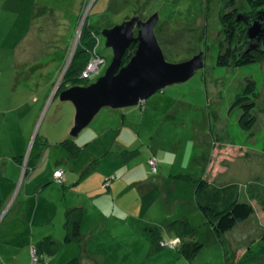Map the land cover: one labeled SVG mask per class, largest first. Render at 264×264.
<instances>
[{
  "label": "rangeland",
  "instance_id": "rangeland-1",
  "mask_svg": "<svg viewBox=\"0 0 264 264\" xmlns=\"http://www.w3.org/2000/svg\"><path fill=\"white\" fill-rule=\"evenodd\" d=\"M228 1L0 0V165L9 171L0 177V198L17 176L14 160L23 159L13 194L6 204L0 200V264H69L76 257L86 264H264L250 259L261 247L264 253V60L217 66L224 39L219 13ZM236 3L251 13L248 0ZM155 13L167 60L203 52L204 66L143 104L103 108L73 137L76 109L59 94L106 72L113 51L101 30ZM87 29L96 37L91 54L83 43ZM137 46L128 48L123 64ZM76 57L84 67L74 83ZM246 78L258 94L249 130L240 125L241 109L230 111ZM69 138L80 146L75 153L63 143ZM56 167L65 171L63 185L52 182ZM203 178L238 185L236 200L254 209L221 239L195 203ZM23 199L32 206L29 227L12 221ZM77 206L83 240L68 243L62 211ZM183 221L195 235L188 241L203 244L192 260L177 249ZM156 228L166 243L151 254ZM48 239L54 253L43 247Z\"/></svg>",
  "mask_w": 264,
  "mask_h": 264
},
{
  "label": "water",
  "instance_id": "water-1",
  "mask_svg": "<svg viewBox=\"0 0 264 264\" xmlns=\"http://www.w3.org/2000/svg\"><path fill=\"white\" fill-rule=\"evenodd\" d=\"M239 19L247 24L243 51L264 52V9L253 16L240 15ZM158 21V13L147 20L136 15L101 30L105 46L113 51L106 72L89 85H73L59 94L62 101L71 102L76 109L73 137L89 126L103 108L138 106L167 86L189 80L204 66L203 52L186 61H168L155 32ZM135 43V54L123 64L126 51Z\"/></svg>",
  "mask_w": 264,
  "mask_h": 264
},
{
  "label": "trees",
  "instance_id": "trees-1",
  "mask_svg": "<svg viewBox=\"0 0 264 264\" xmlns=\"http://www.w3.org/2000/svg\"><path fill=\"white\" fill-rule=\"evenodd\" d=\"M250 14L240 12L236 0H229L219 13V19L223 28L224 39L220 42V49L216 59V64L219 67H242L254 64L264 60V52L250 50L243 51L246 34L247 24L244 20L239 19V16H253L257 12L264 9V0H248ZM94 37L90 30L84 32L83 43L86 44L91 54L94 47ZM87 49V48H86ZM81 52V50H80ZM239 53H241L239 55ZM90 57L88 58V60ZM124 60V59H123ZM80 61V62H79ZM127 63V62H126ZM81 60L75 58L71 64L69 76L72 77L74 83L78 82L75 78L79 79L80 71L84 66H81ZM75 80V81H74ZM258 94L256 91V84L253 78H246V85L243 93L236 95L230 111L240 108V125L244 130H249L256 122V115L254 110L256 108V99ZM70 151L77 152L80 146L72 139L69 138L63 142ZM39 150V148H38ZM41 152H37L32 158L39 157ZM151 159V158H150ZM149 159V161H150ZM35 162V161H34ZM33 162V163H34ZM150 164V163H149ZM28 166V164H27ZM157 168V167H156ZM56 171V170H55ZM54 171V172H55ZM54 174L52 182L58 185H63L64 181L55 182ZM239 186L232 183L228 185H216L208 178H203L197 181L195 191V203L201 211L205 221L211 225L215 230L216 235L221 239L227 232L231 231L236 225L250 217L254 209L251 204L236 200ZM240 191V190H239ZM83 211L82 206L70 208L66 213L64 222L66 236L65 242H82V221ZM152 247L151 254L159 253L164 247L166 241L160 229H152ZM178 238L180 239L179 251L189 260H192L202 249L203 244L199 241H188V238H193L195 235L187 222H182L178 230ZM52 246L50 252L54 253L55 243L50 239L43 242V247L48 249ZM262 249V247L260 248ZM260 249L251 255L252 262L264 261V253ZM36 250V249H35ZM261 253V254H260ZM69 264H82L80 258L72 259Z\"/></svg>",
  "mask_w": 264,
  "mask_h": 264
},
{
  "label": "crops",
  "instance_id": "crops-1",
  "mask_svg": "<svg viewBox=\"0 0 264 264\" xmlns=\"http://www.w3.org/2000/svg\"><path fill=\"white\" fill-rule=\"evenodd\" d=\"M16 158L17 159L14 160V161H15V165H16L15 167L17 168V169H15V170H17L15 172L17 174V176H16V178H15V176H13L15 178L13 182H9L8 181V184H10L11 187H9L8 188V191L5 193V195L2 194V197L0 198V200H3V202H2L3 204H6V202L8 201V199L13 194V191L15 190V187H16V184H17L18 174L20 172V169L23 168V166H22V161H23L22 155H20V157H16ZM57 169H62V168L61 167H56L55 170H57ZM62 170L64 171V169H62ZM64 174H65V171H64ZM7 175H9V171H7V168L6 167H3L2 165H0V177L3 176L5 178V177H7ZM3 189L4 188H2V187L0 188V190H3ZM21 192H22V187L19 189L18 197H20ZM30 204H31L30 200L29 201L27 200V202H25L24 199H23L22 202L17 206V209L15 210V212L11 215L12 216V221L17 222V220H18L20 222H23L24 223L23 226L26 227L28 225V222H29V217H30V212H31L30 210L32 209V206ZM69 209L70 208H68V209L65 208L62 211V215L64 217V220L66 218V213H67V211ZM28 227H29V225H28ZM63 228L65 230L64 223H63ZM21 232H23V231L21 230ZM167 235H168L169 239L175 238L171 234H167ZM22 236H23V234H20L18 237H22ZM177 237H179V236L177 235ZM163 238H164V234H163ZM177 240H178V238H177ZM25 249H26L27 255L29 256V248L26 247ZM177 249H178V247H177ZM81 261H83V263L86 264V262L84 261L83 258L81 259Z\"/></svg>",
  "mask_w": 264,
  "mask_h": 264
},
{
  "label": "built area",
  "instance_id": "built-area-1",
  "mask_svg": "<svg viewBox=\"0 0 264 264\" xmlns=\"http://www.w3.org/2000/svg\"><path fill=\"white\" fill-rule=\"evenodd\" d=\"M151 160V159H150ZM149 163H151V161H149ZM156 170V169H155ZM63 174H64V172H63V170H56V172H55V181L56 182H60L61 180H62V176H63Z\"/></svg>",
  "mask_w": 264,
  "mask_h": 264
},
{
  "label": "bare ground",
  "instance_id": "bare-ground-1",
  "mask_svg": "<svg viewBox=\"0 0 264 264\" xmlns=\"http://www.w3.org/2000/svg\"><path fill=\"white\" fill-rule=\"evenodd\" d=\"M55 172H56V171H55ZM55 172H54V176H55ZM34 252H35V249L32 250V253H34Z\"/></svg>",
  "mask_w": 264,
  "mask_h": 264
},
{
  "label": "clouds",
  "instance_id": "clouds-1",
  "mask_svg": "<svg viewBox=\"0 0 264 264\" xmlns=\"http://www.w3.org/2000/svg\"><path fill=\"white\" fill-rule=\"evenodd\" d=\"M145 102H146V101H145ZM145 102H144V103H145ZM142 104H143V103H142ZM57 170H60V169H57ZM61 170H62V169H61ZM63 172H64V171H63ZM54 181H55V179H54ZM55 182H56V181H55ZM179 240H180V239H179ZM165 243H166V242H165ZM165 243H163V244H165Z\"/></svg>",
  "mask_w": 264,
  "mask_h": 264
}]
</instances>
